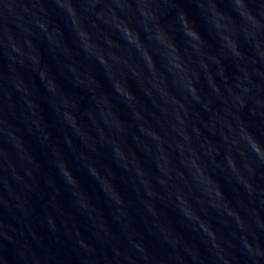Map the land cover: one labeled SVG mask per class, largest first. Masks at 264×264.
Segmentation results:
<instances>
[{
    "label": "water",
    "instance_id": "95a60500",
    "mask_svg": "<svg viewBox=\"0 0 264 264\" xmlns=\"http://www.w3.org/2000/svg\"><path fill=\"white\" fill-rule=\"evenodd\" d=\"M230 75L264 129V0H192Z\"/></svg>",
    "mask_w": 264,
    "mask_h": 264
}]
</instances>
